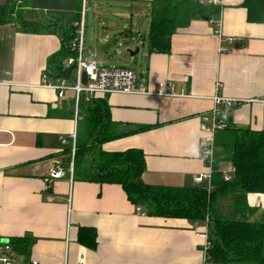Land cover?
I'll list each match as a JSON object with an SVG mask.
<instances>
[{"label": "crops", "instance_id": "obj_1", "mask_svg": "<svg viewBox=\"0 0 264 264\" xmlns=\"http://www.w3.org/2000/svg\"><path fill=\"white\" fill-rule=\"evenodd\" d=\"M151 1L83 0L85 15L90 3L95 10L100 7L99 11L106 9L129 20V28L121 26L115 40L143 49L139 82L151 90L171 83L176 93L184 94L100 97L108 102L113 131L121 134L103 149H140L146 166L142 178L148 184L193 187L195 177L207 171L200 115L212 110L213 96L217 92L238 99L264 96V23L248 21L244 0H205L218 8L216 18H192L173 35L169 53H149ZM5 2L0 0V5ZM52 2L54 16L77 15V0ZM40 3L32 0L34 13H29V7L27 19L43 20L33 11L42 8ZM101 5L105 6L101 9ZM220 18L222 35L233 37L232 43H220L213 33ZM107 22L118 29L119 23ZM60 48L58 35L18 32L0 24V243L13 237L33 239L29 253L16 255L14 264L33 260L38 264L80 260L85 264H215L204 263L203 240L196 234L209 224L207 218L190 221L147 215L141 206L137 211L120 184L74 180L70 167L51 189H45L49 171L58 163L64 168L68 159L64 149L71 144L63 145L61 138L70 142L80 119L79 113L76 119L73 91L60 97L41 86L48 58ZM85 57L97 62L90 49H85ZM217 82L221 83L218 90ZM225 117L235 126L264 130V109L258 104L237 105ZM224 164L214 170L223 175ZM256 212L264 213V194L237 195L232 213L258 222ZM81 228L95 229V248L79 243Z\"/></svg>", "mask_w": 264, "mask_h": 264}, {"label": "trees", "instance_id": "obj_2", "mask_svg": "<svg viewBox=\"0 0 264 264\" xmlns=\"http://www.w3.org/2000/svg\"><path fill=\"white\" fill-rule=\"evenodd\" d=\"M83 0H77L74 18L48 17L39 21L26 18L30 0H6L0 5V24L9 25L18 32L55 34L61 40V48L48 58V75L52 79L72 81L76 64L65 66V61L76 55L72 49L81 18ZM247 19L251 23H264V0H244ZM218 8L205 0H152L151 21L148 33L149 53H169L172 37L177 29L186 26L194 17L216 18ZM80 119L77 124L74 157L72 147L64 149L68 154L64 170L68 171L73 159V179L77 181L115 183L125 190L128 199L143 207L150 216L186 218L210 224L212 247L209 256L215 264H264V222L229 218L219 213L216 201L220 195L249 193L264 194V130L235 126L228 118V127L216 138L215 167L226 162L234 168L231 181H224L222 172L214 170L213 188L204 186L169 187L146 183L144 153L137 148L109 152L103 149L108 141L121 134L113 131L108 102L94 98L79 102ZM79 243L95 248L96 231L81 228ZM9 243L17 255H27L33 243L28 236L13 237Z\"/></svg>", "mask_w": 264, "mask_h": 264}, {"label": "built area", "instance_id": "obj_3", "mask_svg": "<svg viewBox=\"0 0 264 264\" xmlns=\"http://www.w3.org/2000/svg\"><path fill=\"white\" fill-rule=\"evenodd\" d=\"M208 4H213V1H208ZM85 9L81 11V18L74 25L77 28V35L72 41V49L76 52L74 57H70L65 61V66L69 67L76 64V74L73 82H69L64 78L52 79L48 73L42 76L41 86L50 88L62 97L66 91L70 90L75 93V114L76 119L78 117V106L81 99L89 101L97 97L107 96L113 93H122L129 95H158V96H184L183 92L178 94L175 92V86L171 83L160 84L157 90H151L143 83L139 82L138 76L134 70L123 66H101L95 60H90L85 57V44H84V22ZM213 33L218 37L219 42L232 43L233 37H223L222 35V19H218L213 27ZM223 53L229 52L219 48ZM87 74V84H82V73ZM221 87V83H216V89ZM213 108L207 113L200 115V119L203 124V142H202V159L206 164L207 171L198 175L194 179V183L197 186H204L208 192L213 188V174L216 156V137L221 131H224L228 127V119L225 117V113L231 110L237 105L244 103L258 104L264 109V96L253 99H238L232 97H226L219 92L213 96ZM76 142V133L71 135L70 142L67 138H61L63 145L71 144L72 158L74 157ZM73 159L71 161L70 170L73 173ZM234 168L228 166L223 171L224 181H231ZM65 174V170L61 163L56 164L45 178V189L52 188L56 180L61 179ZM141 207H137V211H141ZM145 213V212H143ZM209 222L208 218L206 219ZM197 225V222H196ZM210 225L207 224L203 231H197V235L203 240V261L204 263L210 262L209 251L212 247V241L210 239ZM17 254L13 250L9 241H2L0 243V264H14V259ZM32 264H38L37 260H33ZM77 264H85L83 260H80Z\"/></svg>", "mask_w": 264, "mask_h": 264}, {"label": "rangeland", "instance_id": "obj_4", "mask_svg": "<svg viewBox=\"0 0 264 264\" xmlns=\"http://www.w3.org/2000/svg\"><path fill=\"white\" fill-rule=\"evenodd\" d=\"M40 1L42 3L38 5L42 8L33 9V11L37 10L36 12L40 19H46L48 17L56 15L53 13L55 12V10L52 9L53 0ZM73 1L75 2V0ZM102 6L105 5H101V9ZM32 7V0H30V14L34 13L32 12ZM86 8V15L84 17L85 49L91 50L92 57L94 56V59L96 58L98 64L106 66L128 67L133 69L135 73L139 76L141 74L142 59L144 54L143 49L137 55L132 57L127 51L128 48L132 47H127V43L122 42V39H119V42L117 44L115 40L118 36H120L119 30L121 29V26H123L124 28H129V20L126 18L121 19L120 16L116 15L114 12L107 11L106 9L103 11H99L100 7L95 10L92 7V4L90 3L86 5ZM107 20L119 23L118 29L115 30L114 28H112V26H109ZM103 25H108V29L105 28V30H103ZM68 95H72V91H68L67 96ZM224 167H226L224 169L226 170L228 168V164H224ZM237 195L238 193L220 195L218 197L217 206L218 209H220L225 216L229 218L242 219L240 215L232 213L234 202H236L237 199ZM254 217L257 218L256 220H258V222H264L263 212H256Z\"/></svg>", "mask_w": 264, "mask_h": 264}, {"label": "water", "instance_id": "obj_5", "mask_svg": "<svg viewBox=\"0 0 264 264\" xmlns=\"http://www.w3.org/2000/svg\"><path fill=\"white\" fill-rule=\"evenodd\" d=\"M143 46V45H142ZM127 51L129 52L130 56H135L140 52V46H136L135 48H128ZM87 74L85 72L82 73V84L86 85L87 84ZM72 83H74L72 81Z\"/></svg>", "mask_w": 264, "mask_h": 264}]
</instances>
